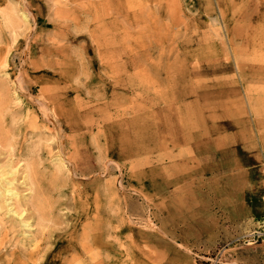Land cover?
<instances>
[{
  "label": "rangeland",
  "instance_id": "rangeland-1",
  "mask_svg": "<svg viewBox=\"0 0 264 264\" xmlns=\"http://www.w3.org/2000/svg\"><path fill=\"white\" fill-rule=\"evenodd\" d=\"M0 167V264H264V0H0Z\"/></svg>",
  "mask_w": 264,
  "mask_h": 264
},
{
  "label": "bare ground",
  "instance_id": "bare-ground-1",
  "mask_svg": "<svg viewBox=\"0 0 264 264\" xmlns=\"http://www.w3.org/2000/svg\"><path fill=\"white\" fill-rule=\"evenodd\" d=\"M25 175H26V173H25ZM13 177H14V172H8V171H4V170H2L0 172V197L9 195V198L12 199L13 197L19 196L18 191L15 190L12 186L14 183V179L12 180ZM5 180H6V184L1 185V184H3V181H5Z\"/></svg>",
  "mask_w": 264,
  "mask_h": 264
}]
</instances>
